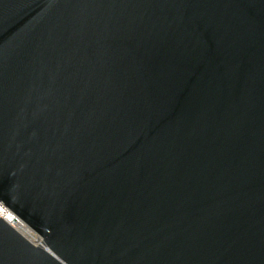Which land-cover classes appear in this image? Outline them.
<instances>
[{
	"label": "water",
	"instance_id": "1",
	"mask_svg": "<svg viewBox=\"0 0 264 264\" xmlns=\"http://www.w3.org/2000/svg\"><path fill=\"white\" fill-rule=\"evenodd\" d=\"M0 264H264V0H0Z\"/></svg>",
	"mask_w": 264,
	"mask_h": 264
},
{
	"label": "built area",
	"instance_id": "2",
	"mask_svg": "<svg viewBox=\"0 0 264 264\" xmlns=\"http://www.w3.org/2000/svg\"><path fill=\"white\" fill-rule=\"evenodd\" d=\"M0 217L5 220L14 229L20 232L24 237H26L31 243L37 245L41 242V237L32 232L26 224L17 217L8 208L0 203Z\"/></svg>",
	"mask_w": 264,
	"mask_h": 264
}]
</instances>
